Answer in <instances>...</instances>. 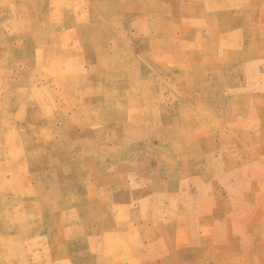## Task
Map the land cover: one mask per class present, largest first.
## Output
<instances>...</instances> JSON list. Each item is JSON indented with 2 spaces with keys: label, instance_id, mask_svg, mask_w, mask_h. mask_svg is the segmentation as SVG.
<instances>
[{
  "label": "rangeland",
  "instance_id": "374dc122",
  "mask_svg": "<svg viewBox=\"0 0 264 264\" xmlns=\"http://www.w3.org/2000/svg\"><path fill=\"white\" fill-rule=\"evenodd\" d=\"M263 195L264 0H0V264H54L89 208L258 226Z\"/></svg>",
  "mask_w": 264,
  "mask_h": 264
},
{
  "label": "crops",
  "instance_id": "0c3cea01",
  "mask_svg": "<svg viewBox=\"0 0 264 264\" xmlns=\"http://www.w3.org/2000/svg\"><path fill=\"white\" fill-rule=\"evenodd\" d=\"M233 173L238 175L236 172ZM243 178L246 184V178ZM251 183L248 182L249 185ZM234 195V201L241 200L240 195ZM243 196L244 201L253 199L250 193L244 192ZM141 200L145 199L141 198ZM257 200H264V195L259 196ZM118 206L124 204L118 203ZM252 209L244 206L241 210L238 204L230 212L225 213L215 208L210 211L211 216L222 217V222L217 219L216 224L209 226L208 217H205L198 225L193 226L183 221L170 226L166 223L154 225L152 223L154 212L145 210L143 206L137 205L136 208L129 209L123 214H119L123 209L118 211L113 208L104 210L89 208L86 213L83 212L85 215L82 217L83 225L60 227L58 245L64 244L63 234L66 229L71 232H82L85 236H71V240L66 242L69 252L59 253L54 264H264V237L262 241L257 236L259 233H264V215L259 225L255 226L252 222L259 210ZM60 210L64 211V209ZM161 212L163 214L164 210H158V213ZM187 212L186 209L177 212L173 210L172 214L186 215ZM240 213L245 216L244 219L240 220ZM99 217H103V224H96L94 218ZM209 229L216 233L213 243L221 253L216 260H208L205 256L207 236L196 235L193 239V233L201 234ZM221 232H225V235H220ZM198 238L200 256L198 259H192L189 255L192 248L197 245ZM177 255L179 258H175Z\"/></svg>",
  "mask_w": 264,
  "mask_h": 264
}]
</instances>
